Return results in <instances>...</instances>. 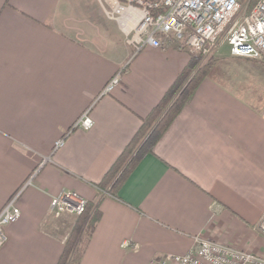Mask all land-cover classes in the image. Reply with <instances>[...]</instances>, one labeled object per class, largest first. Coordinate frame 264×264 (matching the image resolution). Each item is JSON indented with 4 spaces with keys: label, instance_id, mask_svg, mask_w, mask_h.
Segmentation results:
<instances>
[{
    "label": "crops",
    "instance_id": "0c3cea01",
    "mask_svg": "<svg viewBox=\"0 0 264 264\" xmlns=\"http://www.w3.org/2000/svg\"><path fill=\"white\" fill-rule=\"evenodd\" d=\"M58 3L0 0V209L19 192L21 211L4 228L0 264H57L78 216L51 208L62 190L98 211L78 264H148L186 252L194 236L264 256V112L205 76L116 193L103 192L98 184L190 53L166 40L136 53L87 46L53 25ZM85 110L93 125L72 128Z\"/></svg>",
    "mask_w": 264,
    "mask_h": 264
},
{
    "label": "built area",
    "instance_id": "2783aa9c",
    "mask_svg": "<svg viewBox=\"0 0 264 264\" xmlns=\"http://www.w3.org/2000/svg\"><path fill=\"white\" fill-rule=\"evenodd\" d=\"M107 18L114 21L134 53L145 45L161 46L163 40L176 41L190 52L207 54L224 41L235 56L264 59V0H97ZM115 72L99 95L110 93L119 83ZM93 119L85 110L72 128L88 129ZM58 138L53 150L64 143ZM44 161V160H43ZM41 162V164L43 163ZM30 182V178L27 183ZM108 192L107 189H101ZM16 192L0 209V247L6 240L5 226L16 221L20 208ZM87 200L71 190H62L51 203L56 213L85 211ZM264 236V214L259 223ZM122 246L131 247L130 240ZM148 264H264V256L202 236H194V244L184 253H165Z\"/></svg>",
    "mask_w": 264,
    "mask_h": 264
},
{
    "label": "rangeland",
    "instance_id": "374dc122",
    "mask_svg": "<svg viewBox=\"0 0 264 264\" xmlns=\"http://www.w3.org/2000/svg\"><path fill=\"white\" fill-rule=\"evenodd\" d=\"M253 1L250 0L249 4ZM52 23L87 46L110 45L117 48L121 43L128 44L114 21L106 17L97 0H59ZM189 53L196 55L194 69L205 66L206 77L217 80L264 112V59L232 55L224 41L207 54Z\"/></svg>",
    "mask_w": 264,
    "mask_h": 264
},
{
    "label": "trees",
    "instance_id": "16d2710c",
    "mask_svg": "<svg viewBox=\"0 0 264 264\" xmlns=\"http://www.w3.org/2000/svg\"><path fill=\"white\" fill-rule=\"evenodd\" d=\"M190 52V51H189ZM172 84L164 92L159 102L149 113L141 118V124L117 159L98 184L115 194L116 189L128 175L141 156L150 151L166 127L181 110L199 81L205 77V66L194 69L195 54ZM98 211L93 203L87 201L85 211L78 214L75 223L64 242V249L57 264H78L85 241L91 234Z\"/></svg>",
    "mask_w": 264,
    "mask_h": 264
}]
</instances>
